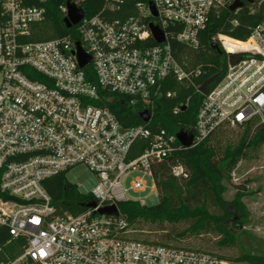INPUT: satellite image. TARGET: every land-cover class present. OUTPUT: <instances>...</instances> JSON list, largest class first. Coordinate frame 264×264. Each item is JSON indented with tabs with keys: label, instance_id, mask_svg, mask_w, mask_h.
Masks as SVG:
<instances>
[{
	"label": "built area",
	"instance_id": "1",
	"mask_svg": "<svg viewBox=\"0 0 264 264\" xmlns=\"http://www.w3.org/2000/svg\"><path fill=\"white\" fill-rule=\"evenodd\" d=\"M46 1L0 0V227L18 252L0 264L222 263L206 253L134 239L119 204L147 205V191L158 197L153 165L183 147L177 132L150 125L157 99L173 95L162 89L168 77L202 95L194 124L185 131L191 132L190 146L221 126L264 128V20L231 50L222 40L226 35L212 37L226 59L221 76L202 93L200 70L177 60L171 40L197 49L200 33L224 0H137L133 12L121 17L114 13L124 11L126 0H103L98 12L85 11L67 28L73 33L33 40ZM83 1L71 3L83 7ZM248 4L264 5V0ZM59 9L66 17V3ZM151 25L162 32V42L154 39ZM76 43L89 57L82 67ZM102 91L127 97L148 120L123 126L101 105ZM77 166L96 179L86 192L95 206L62 211L43 181ZM172 173L185 176L180 165ZM109 207L116 213L100 212Z\"/></svg>",
	"mask_w": 264,
	"mask_h": 264
},
{
	"label": "trees",
	"instance_id": "2",
	"mask_svg": "<svg viewBox=\"0 0 264 264\" xmlns=\"http://www.w3.org/2000/svg\"><path fill=\"white\" fill-rule=\"evenodd\" d=\"M67 1L77 0H47L45 19L37 26V33L33 40H43L62 37L73 33L74 28L67 29L64 25V14L59 9ZM137 0H126L124 11L114 13L115 17L127 16L133 12L132 4ZM148 1V0H144ZM225 5L213 12L206 29L199 36V46L195 50L187 49L175 39L171 40L175 57L183 65L187 62L191 69L198 68L199 83L209 77L222 74L225 55L215 47L212 37L222 34L234 39L244 40L253 26L264 20V5H250L244 2L237 11H231L229 4L234 0H224ZM103 0H84L82 6L87 14L98 12ZM77 38L76 36H74ZM187 56V57H186ZM91 74V68L86 67ZM211 86V85H210ZM164 91H171V97L161 96L154 106L151 126L154 129H165L169 132L188 131L194 124L195 117L202 100V95L175 77H168L162 84ZM104 99L102 106L107 107L114 116L125 126L143 123L140 118L139 105L130 103L123 95L111 92H101ZM183 105L185 109L177 114L173 113L176 106ZM242 130L237 139L231 141L228 137L230 129ZM264 145V128L247 124L231 128L221 126L202 142L189 146L178 147L170 156L153 165V176L157 187V203L154 205H139L136 202L119 204V209L134 231L141 230L143 225L155 227L163 233L157 235L156 240H136L167 245L182 249L179 242L190 236L212 234L219 237L217 244L221 248L235 245L237 232L244 225L249 216L241 202V193H237L230 202L239 215V223H235L229 204L223 197L230 183V174L238 161L249 153L258 151ZM180 165L185 176H175L172 167ZM43 186L52 202L62 211L78 213L86 209V203L93 200L88 193H82L77 186L69 182L64 172L49 177L43 181ZM169 226L171 229L167 230ZM132 233V234H133ZM0 261L7 257H14L13 241L6 228L0 227ZM183 250V249H182ZM246 264H264L263 254L242 253L232 259H219Z\"/></svg>",
	"mask_w": 264,
	"mask_h": 264
},
{
	"label": "rangeland",
	"instance_id": "3",
	"mask_svg": "<svg viewBox=\"0 0 264 264\" xmlns=\"http://www.w3.org/2000/svg\"><path fill=\"white\" fill-rule=\"evenodd\" d=\"M222 40L229 45L230 50L243 45L241 41L228 36H223ZM241 133L242 130L237 128L230 129L228 137L233 141ZM241 160L242 163L236 176L230 175V183L223 194L224 199L229 202L228 209L233 213L230 218L235 223H239V215L230 202L237 193L242 194L240 196L241 202L249 213L246 223L240 226L237 232L235 245L229 248H221L217 244L219 237L212 234H200L181 240L179 245L183 250L206 253L218 260L220 258L232 259L245 252L264 255V145L258 151L249 153ZM253 168L254 170H251ZM66 178L75 184L82 193L91 191L96 184L95 177L84 166L73 168L66 174ZM143 195H145L144 200L147 205L157 203L156 192L147 191ZM141 228V230H135L132 235L140 239L145 238L148 241H154L157 235L163 233V231L156 230L155 227L149 225H143ZM166 229L170 230L171 228L167 226ZM221 262L220 264H246L228 260Z\"/></svg>",
	"mask_w": 264,
	"mask_h": 264
},
{
	"label": "water",
	"instance_id": "4",
	"mask_svg": "<svg viewBox=\"0 0 264 264\" xmlns=\"http://www.w3.org/2000/svg\"><path fill=\"white\" fill-rule=\"evenodd\" d=\"M246 3H252L253 0H245ZM244 4L243 1L241 0H234L230 5H229V9L231 11H234L237 8L242 7ZM152 6V4H150ZM66 7H67V15L66 17H64L63 22L66 28L71 27L72 25L78 23L81 18L84 16L85 10L83 7H76L73 3H71L70 1L66 2ZM150 30L151 33L154 37V39L157 42H162L163 41V35L162 32L156 27V26H150ZM76 56H77V60L79 65L82 67L84 66L88 61H89V57L86 56L82 50L80 49L79 43H76ZM217 48V47H216ZM236 59V57L232 56L230 58V61H234ZM217 77V74L209 77L207 80H205L201 86H200V91L202 93L205 92L207 86L212 83ZM185 106H181V110H184ZM140 117L143 121H147L149 116L146 112H141L140 113ZM177 139L180 142V144L183 147H189L191 145L192 142V135L191 132L187 133L185 131H178L176 133ZM85 207H94L95 206V202L94 201H90L88 203H86L84 205ZM101 213H107V214H115L116 213V209L114 207H109V208H102L100 209Z\"/></svg>",
	"mask_w": 264,
	"mask_h": 264
}]
</instances>
